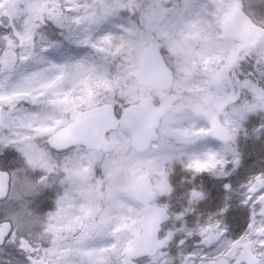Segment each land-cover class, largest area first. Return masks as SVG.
<instances>
[{
	"label": "snow or ice",
	"instance_id": "6c2138e0",
	"mask_svg": "<svg viewBox=\"0 0 264 264\" xmlns=\"http://www.w3.org/2000/svg\"><path fill=\"white\" fill-rule=\"evenodd\" d=\"M0 264H264V0H0Z\"/></svg>",
	"mask_w": 264,
	"mask_h": 264
},
{
	"label": "rangeland",
	"instance_id": "374dc122",
	"mask_svg": "<svg viewBox=\"0 0 264 264\" xmlns=\"http://www.w3.org/2000/svg\"><path fill=\"white\" fill-rule=\"evenodd\" d=\"M174 92H175V89L172 88L170 92H163V93H164L166 96H170V95H173ZM155 99H156L157 101H159V96H156Z\"/></svg>",
	"mask_w": 264,
	"mask_h": 264
},
{
	"label": "water",
	"instance_id": "95a60500",
	"mask_svg": "<svg viewBox=\"0 0 264 264\" xmlns=\"http://www.w3.org/2000/svg\"><path fill=\"white\" fill-rule=\"evenodd\" d=\"M171 88H168V87H163L162 89H161V91L162 92H167V91H169Z\"/></svg>",
	"mask_w": 264,
	"mask_h": 264
},
{
	"label": "trees",
	"instance_id": "16d2710c",
	"mask_svg": "<svg viewBox=\"0 0 264 264\" xmlns=\"http://www.w3.org/2000/svg\"><path fill=\"white\" fill-rule=\"evenodd\" d=\"M170 91H171V90H170ZM170 91H169V92H170Z\"/></svg>",
	"mask_w": 264,
	"mask_h": 264
}]
</instances>
